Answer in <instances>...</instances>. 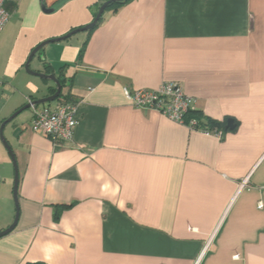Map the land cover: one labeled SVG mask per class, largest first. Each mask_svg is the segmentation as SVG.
<instances>
[{"label":"crops","instance_id":"0c3cea01","mask_svg":"<svg viewBox=\"0 0 264 264\" xmlns=\"http://www.w3.org/2000/svg\"><path fill=\"white\" fill-rule=\"evenodd\" d=\"M104 1L43 0L46 12L5 0L0 123L55 88L24 70L30 51ZM100 18L30 62L64 71L77 125L62 143L32 131V108L5 125L18 217L0 264H264V0H129ZM163 82L193 96L203 122L234 127L205 135L123 92ZM13 168L0 140V231L16 214Z\"/></svg>","mask_w":264,"mask_h":264},{"label":"built area","instance_id":"2783aa9c","mask_svg":"<svg viewBox=\"0 0 264 264\" xmlns=\"http://www.w3.org/2000/svg\"><path fill=\"white\" fill-rule=\"evenodd\" d=\"M4 0H0V32L9 20ZM123 92L128 102L136 107H150L167 118L188 125L205 135L221 137L224 129L215 126H204L194 117L195 98L186 94L177 82H163L157 88L130 89L125 86ZM79 102L59 95L47 105L33 106L30 128L40 132L54 143L71 140L77 125V107Z\"/></svg>","mask_w":264,"mask_h":264},{"label":"water","instance_id":"95a60500","mask_svg":"<svg viewBox=\"0 0 264 264\" xmlns=\"http://www.w3.org/2000/svg\"><path fill=\"white\" fill-rule=\"evenodd\" d=\"M116 1H121V0H105L102 4L99 5V8L95 14L94 17H92V21L89 22L88 24H86L85 26H80L78 28H74L73 30H70L69 32L61 35V36H56V37H52V38H48L45 39L43 41H41L39 44H36V46L30 51L29 55L26 57V61L24 63V70H26V72H28L29 74L35 75L37 76V78H42V79H46V80H50L55 84V91L52 92V94H49L47 96H43L40 98H35L32 99L30 101H28L27 103L23 104L22 106H20L18 109H16L11 115H9L7 118H4L3 121L0 123V140L3 144V146L6 148L11 160H12V164H13V169H14V180L13 181V199L15 202V206H16V214L14 217V220L12 221V223L6 227L5 229H2L0 231V236L6 234L7 232L11 231V229H13L16 225L17 222V217H18V193H17V187H18V179H19V175H18V168H17V161L15 158V154L14 151L11 147V145L9 144L6 136L4 135V127L5 125L10 122L12 119H15V117L22 111L32 108L33 106H39L40 104H44L47 102H52L54 101L56 98L59 97L61 89H62V84L59 81L58 77L53 73H46V72H41V71H35V70H31L30 68V62L32 60V58L34 57L35 54H37V52L43 47L45 46V44H49L52 42H57V41H61L64 39H67L69 37H71L72 35L81 32V31H85L88 29L93 28L96 23L99 20V17L102 16L104 10L106 9V7L108 6V4L112 3V2H116ZM44 11L46 12H51L52 8H46L45 4L43 3V0H41V7ZM233 120L231 118L227 119L225 128L227 129H232L234 127V123H232Z\"/></svg>","mask_w":264,"mask_h":264},{"label":"trees","instance_id":"16d2710c","mask_svg":"<svg viewBox=\"0 0 264 264\" xmlns=\"http://www.w3.org/2000/svg\"><path fill=\"white\" fill-rule=\"evenodd\" d=\"M129 0H121V1H116V2H112L110 4H108V6L106 7V10L109 8V9H115L117 6L121 5L122 3H125ZM101 20V18L99 17V20L98 22ZM97 22V23H98ZM96 23V25H97ZM95 25V26H96ZM92 29V28H91ZM89 29V30H91ZM49 72V71H48ZM64 71H62V69L60 68V71H59V75H58V79L59 81L61 82L62 84V87L64 86L65 84V78H64ZM45 81H47L46 79H44ZM55 91V88L51 90V93ZM193 113H191L190 117H194L195 119L198 120V123L201 124V125H204V126H208V127H211V126H215V127H219V128H222V129H225L227 130V128H225V123L224 121H218V120H208L206 122H203V120L201 119L200 117V113L197 112V110L195 111H192Z\"/></svg>","mask_w":264,"mask_h":264},{"label":"rangeland","instance_id":"374dc122","mask_svg":"<svg viewBox=\"0 0 264 264\" xmlns=\"http://www.w3.org/2000/svg\"><path fill=\"white\" fill-rule=\"evenodd\" d=\"M4 5H5V0H4ZM5 8H6V6H5ZM7 9V8H6ZM9 12V11H8ZM83 32H80V33H78V34H76V35H80V34H82ZM75 35V36H76ZM36 60V59H35ZM35 62V61H34ZM50 102H47V103H44V104H40L39 106H41V105H47V104H49Z\"/></svg>","mask_w":264,"mask_h":264}]
</instances>
